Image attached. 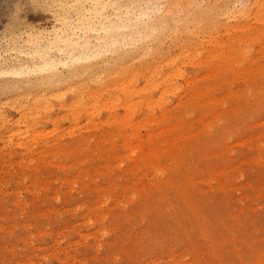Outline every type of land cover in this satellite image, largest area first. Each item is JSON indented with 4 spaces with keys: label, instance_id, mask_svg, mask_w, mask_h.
<instances>
[{
    "label": "rangeland",
    "instance_id": "1",
    "mask_svg": "<svg viewBox=\"0 0 264 264\" xmlns=\"http://www.w3.org/2000/svg\"><path fill=\"white\" fill-rule=\"evenodd\" d=\"M189 1L142 42L0 76V264H264V24ZM73 5L0 0V61L39 60Z\"/></svg>",
    "mask_w": 264,
    "mask_h": 264
},
{
    "label": "bare ground",
    "instance_id": "2",
    "mask_svg": "<svg viewBox=\"0 0 264 264\" xmlns=\"http://www.w3.org/2000/svg\"><path fill=\"white\" fill-rule=\"evenodd\" d=\"M72 1L74 2L72 22L63 19L58 27L54 25L55 27L36 34L46 39L37 47L39 60H34L35 56L32 55L29 57L32 59L31 62L15 59L16 63L12 66L6 65L5 61L1 60L0 76L20 78L66 68L75 62L92 60L111 50H118L123 45L142 42L152 35L161 34L162 30L183 21V18L187 19L192 12L189 10L194 5L189 0H174L167 4L149 2L145 5H120L118 0ZM236 2L242 3L243 6V10L242 8L237 10L242 11L241 15L236 13V18L247 17L249 21L257 20L255 23L264 24V0H236ZM66 26H69V31L63 34L62 31ZM88 34H92L93 37H87ZM95 37L100 40L99 43H95ZM37 52L33 51L31 54ZM21 54L25 57L29 55L24 52ZM62 74L60 73L61 76ZM52 76L50 75L48 79Z\"/></svg>",
    "mask_w": 264,
    "mask_h": 264
}]
</instances>
